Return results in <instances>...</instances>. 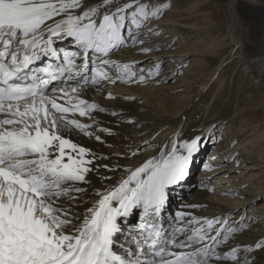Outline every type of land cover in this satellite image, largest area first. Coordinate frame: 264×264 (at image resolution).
<instances>
[{"label": "snow or ice", "instance_id": "snow-or-ice-1", "mask_svg": "<svg viewBox=\"0 0 264 264\" xmlns=\"http://www.w3.org/2000/svg\"><path fill=\"white\" fill-rule=\"evenodd\" d=\"M166 7L163 0H0V264H254L251 254L264 250V238L231 246L247 227L243 217L237 224L227 215L178 211L163 219L169 189L188 178L202 135L170 139V150L101 188L93 177L122 166L73 138L103 143L77 118L95 123L93 114L106 111L84 93L131 79L129 64L107 57L155 35L141 28ZM236 8L238 0H229L228 11ZM98 132L112 135L108 128ZM140 151L130 150L131 157Z\"/></svg>", "mask_w": 264, "mask_h": 264}, {"label": "rangeland", "instance_id": "rangeland-1", "mask_svg": "<svg viewBox=\"0 0 264 264\" xmlns=\"http://www.w3.org/2000/svg\"><path fill=\"white\" fill-rule=\"evenodd\" d=\"M208 1L211 0H163L168 5L163 14L141 28V31L151 28L155 35L142 37L143 44L128 42L107 57L129 64L134 75L131 79L121 78L116 83L104 81L96 86V91L133 97L146 108L148 113L143 119L139 118L142 119L139 128L143 129V133L148 128L158 130L157 121L160 119L157 116L171 118L175 124L178 120L173 113L180 107L188 108V127L180 132V137L187 139L202 135L203 141L194 158L196 168L192 169L187 180L191 178L189 182L192 185L207 190L204 201L224 207L231 205L233 208H228L233 209L235 217L247 218L249 224L258 229L260 226V230L264 231V143L253 145L256 138L246 140L260 134L257 129L263 126L262 113H234L238 110L236 107L245 108L253 85L246 81L247 77L243 82L239 81L243 76L240 67L232 72L231 65L234 64L224 63L222 95L214 98L213 93L205 92L206 76L198 73L201 64H207L210 72L222 57L225 58V54L228 56L233 45L224 8L219 11L217 19L214 7L207 4ZM152 2L159 3L160 0ZM223 20L225 24L221 23ZM141 47L149 51H140ZM218 54L221 57L217 58ZM156 65H159L158 75L150 76L149 70H154ZM109 75L116 79L115 66L109 70ZM141 75L145 77L143 81H140ZM201 87L204 88L200 90ZM176 125L178 127L179 123ZM145 141L148 146L152 140L148 137ZM213 147L217 148L211 161L206 153ZM182 183L185 184L184 181ZM181 184L176 185L174 190L180 188L181 191ZM136 221L133 217L132 223ZM254 226L252 228L257 229Z\"/></svg>", "mask_w": 264, "mask_h": 264}, {"label": "bare ground", "instance_id": "bare-ground-1", "mask_svg": "<svg viewBox=\"0 0 264 264\" xmlns=\"http://www.w3.org/2000/svg\"><path fill=\"white\" fill-rule=\"evenodd\" d=\"M207 4L214 7V16L217 19L219 18V11L222 7L224 8L227 18L226 22H228V31L233 45L230 46L229 53H227L228 56L225 54V58L222 57V60L213 66L210 72L207 70V64H201L198 73L206 76V84L204 86L206 90L205 92L213 93L214 98L220 97L223 91L224 63L226 65L229 62H231L230 65L234 64L231 65L232 72L236 67H240L243 76H241L239 81L243 82L247 77L246 81L251 83L253 88L249 96L246 98L245 108L243 106H240V108L236 107L238 110H235L234 113L236 115H239L241 111L245 113H262L261 118L263 119V126L257 129L260 130V134L254 135L246 140L256 138L257 141H255L253 145L256 143L263 145L264 141L262 142L261 139L264 138V0H238V8L231 12L228 11L229 0H211L208 1ZM222 4H224L225 7ZM218 21L220 22L221 20ZM221 23H224V20ZM228 43L230 44V42ZM218 57H221L220 54H218L217 58ZM119 63L122 64V62ZM203 88L201 87L200 90ZM84 97L88 101L95 102L106 109L105 112L93 114L95 123L93 122V119L77 117L78 119H81L82 122L91 125L89 131L101 135L103 143L96 141L93 137H85L83 135H74L73 138L78 143L93 149L94 152L109 156L110 160L106 162H109L112 165L118 164L122 166L119 171L115 172L101 169L99 176L93 177L94 188L114 186L121 177L126 174L124 171L125 168L129 166H138L141 162L153 155L158 156L160 154L159 150L161 149L170 150L168 146V141L170 139L173 141L184 140L180 137L182 134L180 132L186 130L185 128L188 127L186 125L188 121L186 114L189 112V109L186 107H180L173 113V115H177L176 118L178 120L175 124L172 123L171 118L161 119L160 116H157L160 119L157 121L158 130L154 131L151 128H148L150 130L147 129V131H145L146 133H143V129L139 128V124L148 111L133 100V97L130 98L126 95H113L115 98L110 99L108 98L107 92H104V90L96 91V87L86 90ZM113 112L117 113V115L113 116ZM139 118L142 119L139 120ZM182 119L185 121H181ZM129 120L132 121L131 124L128 123ZM178 123L179 126L176 127V124ZM151 125L152 124H149L148 126ZM100 128L111 129L112 135H108L104 132L97 133V129ZM143 137L145 138L143 139ZM148 137H150L152 141L151 144L146 146L144 142ZM137 147L140 149L142 148L143 151L138 153L136 157H131L130 150L135 151ZM216 148L217 147H213V149L206 153L209 155L208 159L211 158V161L214 159L212 156L215 155ZM125 155L128 156L127 159H125ZM195 168L196 165L193 162L190 166V172ZM105 176H110L112 179L104 181L103 177ZM189 180L186 179L184 181L185 184H181V191H179L180 188L174 190L176 186H172L169 189L168 202L163 211L164 220L171 221V218L175 216L176 212L184 211L190 212L196 217L227 215L229 220H234L237 224L240 222L242 216L235 217L232 213L233 207L231 205L232 208H228L230 206L224 207L211 201H204V197H207L208 194L207 190L205 188L202 189V186L196 184L192 185ZM194 187L196 188L193 191L189 190ZM178 191L179 195L177 196L176 194ZM94 199L95 196L90 191L89 195L86 197V201L90 204ZM188 205H196L197 207H187ZM170 208L172 209L169 212ZM82 210L83 208L79 209V211ZM136 223L137 221L135 224ZM244 223L247 227L235 234L230 242L231 246H254L256 242L264 238V231L260 230V226L258 229V227H255L254 224H252L257 228L253 229L247 218L244 220ZM126 234L127 233H125V235ZM118 239L122 240L123 237H118ZM239 255L243 257L249 254L241 251ZM251 258L253 259L254 264H264V250H255L251 254Z\"/></svg>", "mask_w": 264, "mask_h": 264}]
</instances>
